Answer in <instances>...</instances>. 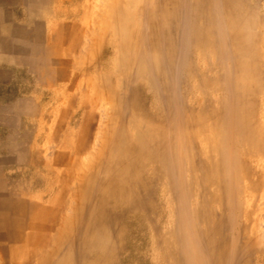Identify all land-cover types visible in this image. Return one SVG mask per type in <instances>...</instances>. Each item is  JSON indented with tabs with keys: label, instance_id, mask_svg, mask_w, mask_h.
Wrapping results in <instances>:
<instances>
[{
	"label": "rangeland",
	"instance_id": "obj_1",
	"mask_svg": "<svg viewBox=\"0 0 264 264\" xmlns=\"http://www.w3.org/2000/svg\"><path fill=\"white\" fill-rule=\"evenodd\" d=\"M0 264H264V0H0Z\"/></svg>",
	"mask_w": 264,
	"mask_h": 264
}]
</instances>
